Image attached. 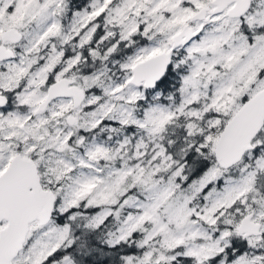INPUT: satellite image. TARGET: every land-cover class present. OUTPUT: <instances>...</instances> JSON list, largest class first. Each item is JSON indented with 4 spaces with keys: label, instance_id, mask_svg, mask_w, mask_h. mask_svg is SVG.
<instances>
[{
    "label": "snow or ice",
    "instance_id": "obj_1",
    "mask_svg": "<svg viewBox=\"0 0 264 264\" xmlns=\"http://www.w3.org/2000/svg\"><path fill=\"white\" fill-rule=\"evenodd\" d=\"M0 264H264V0H0Z\"/></svg>",
    "mask_w": 264,
    "mask_h": 264
}]
</instances>
